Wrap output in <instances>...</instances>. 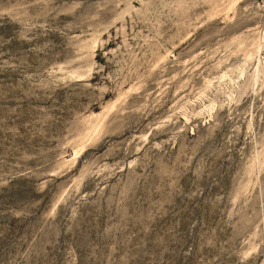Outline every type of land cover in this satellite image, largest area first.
Masks as SVG:
<instances>
[{
	"label": "rangeland",
	"instance_id": "rangeland-1",
	"mask_svg": "<svg viewBox=\"0 0 264 264\" xmlns=\"http://www.w3.org/2000/svg\"><path fill=\"white\" fill-rule=\"evenodd\" d=\"M0 264H264V0H0Z\"/></svg>",
	"mask_w": 264,
	"mask_h": 264
}]
</instances>
